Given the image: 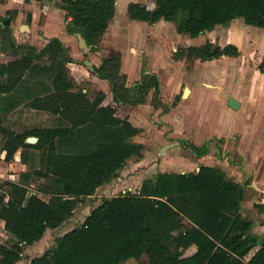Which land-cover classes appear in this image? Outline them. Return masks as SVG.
Masks as SVG:
<instances>
[{"label": "trees", "instance_id": "obj_1", "mask_svg": "<svg viewBox=\"0 0 264 264\" xmlns=\"http://www.w3.org/2000/svg\"><path fill=\"white\" fill-rule=\"evenodd\" d=\"M58 2L67 11L68 32L82 33L97 51L116 14L117 0ZM155 3L150 9L131 1L128 15L152 24L166 20L175 24L178 33L191 37L239 17L264 27V0ZM16 14L17 10H10L0 17V49L16 56L0 61V93L30 95V107L59 115L60 124L18 133L0 120L7 160L20 149L25 162L29 149L41 151V167L22 172L18 182L9 183L7 200L0 194V218L12 235L8 243H0V264H17L26 247L40 241L49 229L59 228L82 201L116 178L130 158H142L145 148L132 140L143 128L119 116L113 105H105L104 91L91 97L78 85L68 67L75 58L60 38H51L42 49L17 41L12 28ZM240 55L235 43L221 46L213 40L179 47L174 53L176 59L190 62ZM122 57L117 50L96 66L98 77L110 82L115 102L143 104L153 90L156 108L169 112L178 104V97L172 104L162 100L157 73L144 70L142 78L129 86ZM261 66L264 71V63ZM29 136L39 139L28 143ZM216 143L214 137L200 146L190 145L202 157ZM32 183L36 190L30 189ZM247 185L217 166L201 165L198 172H159L143 181L140 195L104 196L81 226L58 237L51 249L33 257L30 264H125L144 255L147 262L143 264H264V239L253 232L254 221L243 213ZM256 206L264 211V204Z\"/></svg>", "mask_w": 264, "mask_h": 264}, {"label": "rangeland", "instance_id": "obj_2", "mask_svg": "<svg viewBox=\"0 0 264 264\" xmlns=\"http://www.w3.org/2000/svg\"><path fill=\"white\" fill-rule=\"evenodd\" d=\"M52 7H60L58 0ZM66 17L67 15L62 24L67 22ZM64 26V30L68 32L66 25ZM58 30L59 26L51 29L56 33ZM228 31H231L233 37ZM227 33L228 36L225 35ZM207 40L220 45L225 41L234 42L242 51L241 55L223 56L208 61L196 59L191 62L174 57V52L179 47L202 45ZM68 44L70 54L76 56L75 63L80 66H85L82 61L87 58L95 66H99L103 57L114 50H121L127 57L122 71L130 75L131 85L142 78L144 70V73L152 71L160 77L162 100L172 104L178 97V104L169 112L154 106L153 90L143 105H128L136 122L145 126V132L132 140L143 142L145 148L143 157L130 158L116 180H129L134 186H140L144 180L155 178L159 172H198L201 165L209 164L219 167L236 181L264 185V71L261 66L264 63V27L247 24L239 17L229 25H220L213 31L191 37L178 33L175 24L166 20L152 24L131 19L127 8L121 4L117 6V18L111 22L107 34L99 43V50L85 52L79 46L75 33ZM71 73L76 78L72 70ZM86 75L79 85L88 88L90 96L94 97L98 90L92 88L89 78L93 79L95 74L88 69ZM46 79L49 81L48 77ZM103 80L109 82L107 79ZM97 81L102 83V80ZM26 84L28 82L24 87ZM187 89L189 91L186 93ZM231 97L241 101L238 109L228 105ZM28 100V95L0 93V119L4 125L21 133L33 127L60 124L56 114L32 109L27 104ZM151 107L155 111H151ZM157 110L160 114H157ZM118 114L123 117L126 113L124 109H118ZM214 137L217 138V146H212L209 154L198 157L190 143L200 146ZM3 143L4 135L0 134V153L5 151L2 149ZM40 154V150H28L27 171L41 167ZM24 162L22 159V163ZM22 163L17 166L20 167ZM18 169V174H21L23 171ZM18 177L20 179V175ZM123 183L121 187L127 185ZM7 186L8 184L0 186V194L5 195L6 200L9 198ZM116 187L117 185L107 191L99 188L94 195L87 197L59 228L49 229L40 241L26 247L23 258L17 264H30L33 257L51 249L58 237L81 226L104 196L121 193V188ZM36 188V184L32 183L30 189ZM257 195V191L246 187L243 213L253 220H258L257 211L264 212L256 206L259 204L256 202H264V195ZM11 239L12 235L0 218V243H8ZM146 259L144 255L138 260L130 259L125 264H143L147 262Z\"/></svg>", "mask_w": 264, "mask_h": 264}, {"label": "crops", "instance_id": "obj_3", "mask_svg": "<svg viewBox=\"0 0 264 264\" xmlns=\"http://www.w3.org/2000/svg\"><path fill=\"white\" fill-rule=\"evenodd\" d=\"M123 1L122 0L121 1L117 0V6L123 4L124 7L127 8L128 4L131 1L130 0H123ZM54 2H56V0H31L29 2L27 0H0V5L2 4L1 7H0V17L7 15L10 10H17V14H16L15 18L12 21V28L14 30L15 38L17 39V41L19 43H29V44L37 46L39 49H42L49 43L51 38L58 37V38L61 39V41L66 46H68L69 45L68 42L71 40L72 34H69L63 28V26L66 25L67 22H65V24L64 23L62 24V22L64 20V16L67 15V11L65 9H63L61 6L60 7H55V8L52 7ZM136 2H140V3L144 4V5H146L150 9H154L155 6H156L155 0H146V1L140 0V1H136ZM29 15H31V17H32L31 20H29ZM116 18H117V10H116V14H115L114 18L111 20V22H113ZM55 23H57V24L55 25ZM57 26L60 27V30H58L57 33L56 32H52L51 29H53V27H57ZM218 26H220V25H218ZM221 26H223V25H221ZM108 30H109V28H108ZM231 31H228V33H230V36H231ZM228 33L225 34V35L228 36ZM105 34H107V32ZM231 37H233V35ZM228 43H234V42L225 41V42H222L221 46H225ZM177 50H175V52ZM91 51H93V48H92ZM115 51H117V50H114L113 52H115ZM119 51H121V50H119ZM122 54H123L122 66H123V64H124L123 62L125 61V59H127V57H126V54H124V52H122ZM71 55L76 59L75 55H73V54H71ZM15 58H16V56L12 55L9 51L2 52L1 49H0V61L6 63V62H9L11 60H14ZM41 62H42V64L45 65L47 63V57H44ZM85 66H80L78 63H75V62H69L68 63V67L70 69V74L72 75V73H71V70H72L73 74L76 75L77 79L75 77H74V79L76 80L78 85H79L80 80L84 79L87 76L86 72H88L89 68L85 67ZM150 72H152V71H150ZM125 73L128 75V85L131 86V84L129 83L130 75L127 72H125ZM153 73H155V72H153ZM72 77H73V75H72ZM41 78H42L41 76H38L36 80L40 81ZM94 78H97L98 80H102V83H100L99 81H97V79H94ZM94 78L93 79L89 78V80L92 81V88H96L98 91L102 90V91L105 92L106 98L104 100V104L105 105H109V104L113 105L114 107L117 108V111H118V109H124L126 114L123 117H128L129 120L135 126L143 128V131L140 134H138V135L143 134L145 132V126L143 124L139 123V122H136L137 120H136L135 115L130 110V108H127L128 105H132V104H118L117 102H115L114 99H113V93L111 91L110 82L106 83L102 78L98 77L97 75H95ZM103 84L105 85V87L103 86ZM82 88H84V91H88L89 92L88 88H86V87H82ZM39 91H40V89H39ZM188 91L189 90L187 89L186 93ZM4 95H7V94L4 93ZM28 97L30 98V95H28ZM139 105L141 106L143 104H139ZM32 109H34V108H32ZM35 110H38V109H35ZM39 111H45V110H39ZM151 111H155V109L153 107H151ZM157 114H160L159 110H157ZM56 116L59 117V115H56ZM119 116H121V115H119ZM2 124L4 125L3 122H2ZM136 124H139V125H136ZM4 126H6V125H4ZM6 127H8V126H6ZM41 127H53V126H41ZM33 128H35V127H33ZM11 129H13V128H11ZM29 137H31V136H29ZM35 137H37V136H35ZM252 137H254V136H252ZM18 153H16L14 158L11 159V160L5 159L6 160L5 162H6V165H7L6 168H10L11 170H14L17 174H18V170H19L18 168H20L21 171L24 172V171H27L26 168L28 166L26 164L27 162L22 163V155H21L22 154V150L21 149L18 151ZM18 163H22L20 165V167L17 166ZM205 165H207V166H215V165H209V164H205ZM15 166H17V168H15ZM36 168H40V167H36ZM18 175H20V174H18ZM123 182H125L127 184L126 186L139 187L138 185L134 186L133 184L129 183V180L122 181V179L121 180L120 179L116 180V178H114L112 181L102 185L99 188H105V190L107 191V190H110L115 185H117V187H120L121 189H123L124 187H126V186L121 187L124 184ZM238 182H240V181H238ZM245 182L246 181L240 182V183H245ZM248 186L251 189L257 191L259 196L264 195V185H257L255 183H251V184L248 183L247 187ZM99 188L97 189V191L99 190ZM256 203L264 204V202H261V201H258ZM248 209L250 210V207H248ZM249 218L253 220V218H251V217H249ZM257 218H258V220H253L254 223H255L253 232L264 239V212H262V213L259 212L258 213V211H257Z\"/></svg>", "mask_w": 264, "mask_h": 264}, {"label": "built area", "instance_id": "obj_4", "mask_svg": "<svg viewBox=\"0 0 264 264\" xmlns=\"http://www.w3.org/2000/svg\"><path fill=\"white\" fill-rule=\"evenodd\" d=\"M6 154L7 151L5 150L3 153H0V185H5L9 183H16L19 181L18 174L11 170L10 168H6ZM121 195H129V194H141V188L139 187H132L126 186L121 189Z\"/></svg>", "mask_w": 264, "mask_h": 264}, {"label": "water", "instance_id": "obj_5", "mask_svg": "<svg viewBox=\"0 0 264 264\" xmlns=\"http://www.w3.org/2000/svg\"><path fill=\"white\" fill-rule=\"evenodd\" d=\"M76 35H77V37H78V39H79V45H80V47L83 48V50H84L85 52H89V51H91L92 48H93V45H89V44L87 43V40H86L85 37L82 35V33L77 32ZM82 63H83L84 65H86V66L90 69V71H92L95 75L98 76L99 72L97 71L96 66L93 64V62H92L90 59H88V58H87V59H84V60L82 61ZM228 105H229L230 107H232L233 109H238V108L240 107V105H241V102H240L237 98H235V97H231V98L229 99V101H228ZM37 140H38V137L31 136V137H28L26 141H27L28 143H35V142H37ZM165 148H166V147H165ZM165 148L163 149V151L165 150Z\"/></svg>", "mask_w": 264, "mask_h": 264}]
</instances>
